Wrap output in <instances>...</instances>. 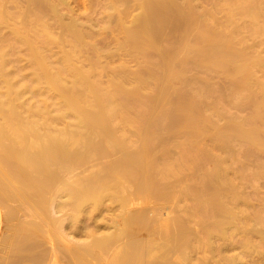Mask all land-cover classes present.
<instances>
[{
    "label": "bare ground",
    "instance_id": "1",
    "mask_svg": "<svg viewBox=\"0 0 264 264\" xmlns=\"http://www.w3.org/2000/svg\"><path fill=\"white\" fill-rule=\"evenodd\" d=\"M7 1L0 0V26H4V27H7L8 18L9 17L13 18L12 16H9V14L6 11L7 9L6 4L8 3ZM21 1L22 3H25L26 8L23 10L22 13V11H20L21 3L18 1L19 2L18 6L20 8L19 11L22 14H24L27 11H30L32 15H30V17L27 18L23 17L24 18V25L22 24L23 27L16 26L19 25L18 23H23L21 22L23 18L19 16L20 12L18 11L19 13L18 12L15 13L16 9H18L16 8L13 16L16 18H20V20H15V18H13L15 20L14 23L17 22V24L16 25L12 24L14 28L12 26L13 29L11 28L12 30L10 34L12 33L11 35H13L14 41L17 42L18 45L22 46L24 48L23 50L26 51L24 53V56L27 55L28 58L27 57L26 58L29 59L28 61H30L29 62L30 68L32 71L31 79L34 80L35 83L37 82L38 85L42 84L44 88H47L48 93L49 90H51V92L52 91L55 92L56 94L55 99L58 98L60 100L61 102L60 105L62 106V110L63 109L65 110L63 111L65 112L64 114H66V110L70 112V114L67 113L66 115L71 116V118H69L70 120L71 119L76 120V123L73 125L74 128L78 127L77 128L78 130L76 129L77 132L72 130L63 131L62 128L59 126L61 131H63L60 132V130L56 129V131L58 130L59 133H61L59 135L57 134V132L54 131L55 129L53 130L51 129V131L49 129L47 130L45 128L47 126L46 125L44 128L47 131L46 130L42 131L43 129H41L42 131L41 132L40 129L35 128V120L25 121L23 119V117L18 111V108L20 106L22 107L23 103H21V105L18 107L17 105L19 102L16 103L17 98L15 97L17 96V94H19V96L21 95L20 93H22L23 89H21L20 91V88H23L25 84L19 87L16 84V82L13 81L10 74L8 73L6 69V65L8 63V58H7L8 51H6V49L4 51L2 46L3 45L5 46L9 38L7 42L4 43L7 37L5 38L3 36H0V84H1L0 86L1 88L0 89V120H1L0 122V186H1L0 197L3 193L6 195L10 190V189L9 190L6 189L8 183L10 184V182L12 183L20 182L19 184L22 183V185L26 189L24 194L25 195L24 200L29 201L30 193H33V195L39 197V203L41 204V206H44L43 205L44 203H48L47 204L48 208L53 206L55 209L61 210L62 208L67 207L68 210L66 215L63 214L64 217L66 216L63 220L60 219L59 221L55 220L54 218H52L51 216L52 214L50 215L51 216L50 217L49 215L46 214L47 209H44V212H42L41 214L37 213L39 216L40 215L43 216V220L41 219L42 217L41 218L39 217L42 220V222L40 221L38 223L34 222L29 224L28 223L25 224L26 222L25 223L22 222L21 224L16 226L17 228H14V230L16 229L14 235L7 237L6 240H4V242L6 241L7 247L6 245L5 247L7 248L6 250L8 254L13 257L15 255V258L17 256V259L15 258L11 259L9 256L7 257L9 259H7L6 264H19L20 261L19 258L21 256L18 257L19 254L17 253H20L21 251H23L28 255L27 258H30L32 264H44L42 263V261L46 260L47 255L45 252H47L48 254V251H45V248L43 247L44 244L43 238H45L46 236L49 237L48 234L51 228H54L55 231L57 230L59 233H62L64 231L63 228H65L64 226L66 224H70V225L72 224L70 228L73 229L72 228L74 227L73 224L78 221L80 216L83 217L81 214L85 209L91 211L92 214V211H97L99 208H101L105 200H108L110 202L114 201L119 206L118 207L119 210L123 211L126 208V206L129 205L131 206L137 197L144 195L146 192L148 193L149 191L151 192L157 191L156 193L160 195V193L164 192L163 189L165 185L163 186L162 190L160 189L157 190L158 186L155 188L154 185L158 181H161L162 178H167L175 173L177 174V172L181 169V167H182L181 170H183V167L184 168L194 167L195 172H197V177L195 178L196 184L195 187H193L192 189L193 191L192 190L190 191L191 188L189 190L185 189L188 187H181L182 189L178 188L180 191L174 188L176 192H179V195L180 192L184 191L183 193H181L183 194L182 196H184L185 192L188 191L189 196L186 192L187 196L195 200V202L193 201L194 206L192 205L194 211L189 215L184 216L183 218L182 217L180 218L179 216H172L168 218V220L165 219L167 221L166 223L161 224V222H158L161 225H159L157 228L152 227L151 229L152 232L153 231L154 233L159 232V234L156 233L157 236H162V238H164L166 241L172 244L179 252L184 264H190L192 259L191 256L189 255L190 250L185 251L184 249L189 248V246H191L192 249L194 248L193 245L194 243L193 241H191V236L189 232V226H190L189 222L191 221L193 224L197 225L200 230L199 234H197L194 237V239L199 245L198 246L199 249L200 250L202 249L204 253L206 252L205 253L206 256L200 255L198 259V264H211L212 263L211 256L214 255H217V259L221 261L223 264H264V192L261 191L264 190L262 189L264 188V82L254 81L253 79L254 69L258 67H264V57L257 58L256 57L257 55L255 54H254L255 57H252L254 56L252 53H251L252 55L248 56V54L250 53L247 50L246 51L248 52V54H246L244 49L237 48L235 46L236 43H234L233 35L230 34L233 37L228 38L229 37L228 32H227L228 36H226L225 38L223 36L224 34L218 33L219 31L215 30L217 33L211 31L213 30L212 28L211 29H208L209 27L207 29L204 28L207 30V31L205 30V32L203 28H199L200 34L202 33L201 32L202 29L204 33L200 35L198 33L199 31L197 32L200 35V37H199V41L198 40L196 41L198 42L196 46L199 45L202 47L201 51H199L197 55L203 61L204 59H206L207 61L210 62L208 63L210 64V66L211 65L218 66L220 67V69L223 68L224 70L222 69V71H224L225 73L227 71V73L230 74V76L235 77L234 81L236 83L234 82L235 83L234 87L237 84L240 85L241 88L243 87L245 89H251L255 86H259V84L261 85V90H262L261 95L258 98H254V99L250 97L251 98L249 99V101L251 100L250 102L246 100V102L248 101V105L245 104L246 106H243V107L252 108L250 116L245 119L230 118L223 124H221L216 119L215 121H213L212 119H210V117L206 115V113H204L203 115L202 114L203 110L202 111L200 110L202 108L201 107L199 108L196 105L197 102L195 103V101L192 99L191 100L182 99L180 102H172V97L169 94L170 92L169 83L172 87V82H170V80H172L175 77V75H177L176 65L180 64L181 61L180 63H175L176 62L175 59L173 60L172 58L168 57V55L170 54H167V57L165 56L163 61L161 60L162 61L161 67L163 69L165 67L164 70H165L166 83L163 82L157 92L155 90H152L153 93L156 92L154 96L153 97L151 96V98L150 97L147 98L146 96V98H144V101L147 104V106L150 108L149 109L150 111L154 109V106L161 105L162 110L159 111L160 118L167 117L172 121L170 124H167L166 126L169 128L170 126H176L177 127L176 134L180 132L179 134H181L184 137L186 142L193 141L194 143L189 142L190 145L189 146L186 145L188 148L187 149L184 148L185 151L181 155L179 154L177 159L174 158L175 159L174 164L169 165L168 167L166 165L168 163L166 164L164 163L165 164L164 166L166 167H163L162 169L160 168L159 170L158 159L155 157L156 155L155 156L152 155V151H153L152 149L154 145L152 144L153 142L151 143L152 139H150L152 135L149 134L151 137H149L148 135L149 128H151L149 126L150 124L148 125L149 121L147 124L146 123L141 124V127L139 129L141 132L138 131L139 134L137 136L140 141L137 149L135 150H131L128 148V143L125 142L123 138L124 135L122 137L121 135L122 133H119L122 132L121 130H124V129L121 130L119 129L121 127V124L122 127L124 128L125 126H129L137 122L139 118L138 117L139 114L136 113L135 111L134 114L130 113L133 109L130 103L132 102V100H134L133 98L135 96L139 97V90L142 87V85L140 87V84L143 83V81H141L143 79L139 76H136L135 78L138 80V84L135 85L137 87L134 85L135 87L134 86L131 87L133 89H128L130 90L129 92L126 91L127 88L124 85V82L121 84L120 83L121 81L118 82L116 81V79L114 82L120 84H115L113 82L114 84H111L109 88L103 90L102 89L103 87L102 86H101L102 88L100 87L101 82L97 80L99 78L96 75L95 76L97 79H95V77L92 76L91 71L82 70L81 67H78L73 64L72 61L74 60L72 59L73 57L72 56L73 54H71L72 51L68 52L66 50L67 52H63L62 54L60 53L61 55L58 54L59 55L58 58L57 57L56 59L53 58V61H50L49 57L47 56L48 54H45L46 52L45 50L46 49L48 50L49 46L53 45V43L56 42H54L52 33L48 29L49 25L45 24L42 21V18L44 16L48 18L49 15L54 17L53 14H55L56 17L54 18L50 17V19H55V18L59 19L60 18L58 16L59 14L57 15V11H56V8H58L57 5L59 4L62 5L66 2L65 0H21ZM230 1H233L232 3L235 2L234 4L236 5L234 6L238 8L237 9L235 7L236 12L237 11L239 12V13L237 12L238 15L239 14L249 15L255 21L261 18L264 19V3L261 2L262 0H249L250 2H248V5L246 4L247 0H230ZM118 2L119 0H117V3ZM162 2H160V0L158 2L157 0H139V5L142 7L143 12L139 13L140 24L139 22H137L138 26L130 28L131 27L130 25L128 29L131 31V33L132 30L134 29V33H133L134 35H132L131 38L128 36L130 38V42L127 43V45L129 44L128 46H130L132 42L136 43L138 41H146L147 43L149 42L150 37L151 38L158 37L155 36L157 33V32L155 33V31L159 29L161 30V27H164L162 25H165V23L161 21L163 23L162 25L159 24V26L161 25V27L158 26L159 28L153 31L152 29L156 28L157 24L155 25L153 24L154 27L152 26L151 29L149 28L150 27L149 24L151 22L154 23V20L152 21L150 20L151 21L150 23L148 22L149 19L152 16H154V12L152 11L153 7L156 6L155 8H157L158 6L157 9L159 10L160 9L159 7H161L162 4L163 6H165L166 3L167 5L168 4L170 5V3L167 2V0H163ZM242 2H245L244 4H246L247 6L242 4L245 7L243 6L238 7ZM172 3L174 2H171V4ZM22 6L24 7V5ZM123 6L124 7L122 8V10H118V11L122 12L123 9L125 10L127 8V6L126 7L125 5ZM110 8L112 9L113 7H109V9ZM233 9L234 8H232V10ZM168 10L170 11V9ZM168 10L167 12H169ZM176 10H178V8ZM180 10L178 11L180 12ZM161 11L164 12L165 10H163L162 8ZM181 11L183 12V10ZM172 12H174V10ZM233 12L235 14V11ZM117 14L119 15V13ZM167 14L171 16L170 15L171 12ZM173 14L174 13H172V16H174L175 20H179L177 19L178 18L177 12H176L177 16ZM24 15L26 16L27 14ZM182 16L183 19L181 18V21H187V20L189 21L187 15L186 17L188 19L186 20H184V18H186L184 17L185 15L183 14ZM114 17L116 16L114 15ZM171 18L172 17H169L170 20H172ZM113 19L115 20V18ZM136 19L138 20V15L136 16ZM136 19L134 21H137ZM195 19L196 18H193V21ZM54 21H56V19ZM190 21L188 24L193 25L194 23L192 24V22ZM68 22H70V24H68ZM68 22L66 23V25L63 26L60 24L64 29L62 31L70 32V36L73 40L71 41L76 43V45L78 46V44L81 43V41H83L85 37H83V34H81V30L79 28L78 29L80 31L77 30L76 25L72 23L73 21H68ZM173 22L170 24L171 26ZM229 22H231V20ZM129 24H123V25L125 26ZM117 25L118 24L116 23V26ZM150 30H152V32L149 33ZM262 30H264V28H262ZM30 32L32 34H29ZM232 32H234V30ZM186 33H187V29H186ZM0 34H2V32ZM151 34H154V36H151ZM157 34L160 37L159 31ZM162 34L163 35L166 34L165 31ZM198 34L196 35L197 38H198ZM125 35L127 36V34ZM234 35L236 40V34ZM70 36H68L69 38L67 37L68 38L67 40L71 39ZM127 39L128 38H126V41ZM191 40L190 42H192ZM193 41L195 42V40ZM151 44L153 45L154 43L151 42ZM74 45L72 47H76ZM188 46L190 45L187 44L186 46L187 49H190L188 48ZM192 46L193 45H191L190 47ZM196 46L194 43L193 46L194 49H196L195 48ZM8 48H10V46ZM140 48L141 47H139V49ZM77 49L75 48V50ZM136 49L138 48H135V50ZM77 51L75 53L78 54L79 51L78 52ZM9 53L12 54V51ZM50 54H52V52ZM75 56L76 54L74 55V58ZM201 59L198 61V59L195 58L196 62H200V61L202 62ZM206 60L204 62H206ZM92 61H93L92 63H94V60ZM186 62L187 60L185 61V63ZM171 63L175 66V69L171 67L172 66ZM181 64L183 65V63ZM157 66L161 69L160 64ZM159 68L156 67V70L157 69L159 70ZM113 74L115 75V73ZM92 77H94V79L97 80L98 82L93 80ZM128 77L132 78L131 76ZM130 78L128 79L129 81ZM67 80H70V82H68ZM123 80H125L126 84L129 83L127 79H123ZM66 82L70 84L73 83V87L69 88L70 85H68V83L66 84ZM26 87L28 86L26 85ZM34 94L36 95L37 93ZM140 98L142 99L141 96ZM143 103L141 102L140 104ZM41 107H42L41 110L37 112L34 109L33 111H35V113H33V115L37 114L36 116L38 117V115H41L42 111L45 112L46 109L43 110L45 108V105L44 106L42 105ZM57 109L59 110V108ZM21 111L23 112V110ZM30 112L31 110L28 112V114ZM135 114H138V116H136ZM33 115L31 117H33ZM45 117H47V115H45ZM60 118H55L54 120H51L52 118L49 116L48 119L46 118L45 119L47 123L51 121L56 123L55 124L56 127L58 123H59L58 125H60V121H61ZM62 118L64 120V116ZM146 118L148 117L145 116L141 117L142 123ZM38 119L41 120L39 117ZM65 119L68 118L66 117ZM145 121H147V119ZM41 122H39L40 126L43 123ZM52 122L51 124L54 125V123ZM62 122L63 121H61V123ZM115 122H117V124L121 122L122 123L118 124L120 125L119 127L118 125L115 124ZM51 124L50 127H53L51 126ZM76 124L78 125L77 127H75ZM164 125L165 124H163V126ZM69 126L70 125L68 124V127ZM79 126L81 127V129H83L82 131L81 130L79 131ZM114 126L116 127V129L117 127H119L118 130L120 131L117 132L118 130L117 131L116 129L114 130L115 128ZM157 126L160 128L162 127L160 126V124H158ZM36 127H39L37 126V123H36ZM47 128H49V125L47 126ZM70 128L73 127L70 126ZM126 129L124 131H126ZM170 129L172 130V127ZM164 130L166 129L164 128ZM53 131L56 134H54ZM126 132L129 131L127 130ZM133 132L135 131L133 130ZM118 133H119L118 135L119 137L116 135ZM141 133L142 134L145 133V134L141 136L142 135ZM139 135L142 138H140ZM135 137H136V133H135ZM207 138L211 143L209 146L206 144ZM68 139L71 140L72 145L71 144L63 145L66 143L64 140H68ZM125 139H126V135H125ZM68 143H70V141ZM74 145H76V147ZM234 147H236V150L234 149ZM169 151L174 152V150L172 149L171 150L169 149ZM114 155H118V156L99 172L90 175H84L82 177L78 176L80 178L76 176L77 178L70 179L72 174H74L73 170L77 165L79 166L78 168H82L84 164L90 162L93 159L108 158ZM208 161H212L214 163V167H212V169L211 168L206 169L208 164H206L207 166L205 167V163H207ZM233 163L235 164V166L233 165ZM178 168L179 170L177 171ZM156 177L158 179L160 177L161 178L160 180H158L156 179ZM174 179H176V177ZM2 185L5 186L6 188L3 187ZM126 189H130V190L133 189L132 192L134 194L132 193V195H130L131 193H129L130 197H126V195H128V192H131L129 190L127 194H124ZM191 192H193L194 197H191L192 196L190 195L192 194ZM174 194L172 193L171 195ZM151 195L153 194L151 193ZM162 195H164V193L161 194L160 196ZM166 195L167 194L164 195L165 197L164 199H166L167 197ZM179 195L178 197L181 198ZM7 196L10 197V194H7L3 200H6ZM175 197L177 196H174L173 200L175 199ZM34 198H33V203H34L33 205H35L36 202L35 200H37V198L36 199ZM37 207L39 208V206H36V208ZM145 212L146 210L145 211L137 210L130 214L128 213L129 219L132 221V227L131 224L124 223L125 225H123V227L120 228L117 233L104 232L100 234H96V233L94 234L93 232H90V229H88L89 227L87 228L88 230L84 228L86 230L85 231L86 238L82 240L80 243H77V241H75L77 243L75 244V246L66 248L65 250L63 249L65 255L68 257L70 256L73 257L77 264H89L90 262H92L90 260V262L87 263L86 259L89 257L93 258L92 260L95 259L97 261L96 263L99 264L98 262L103 260L102 257L105 254L106 255L109 254L110 251H112L118 244H120L121 240L123 241L122 237L126 238V237H130L131 235L133 236L134 234L133 225L137 226V228L135 227L136 229L139 228L138 230H136L138 232L139 231L141 232V230L144 228H148V227L151 228L150 226L152 223H154V220L157 217V215H155L156 217L154 216L155 218L152 217V219H154L152 220L151 217L148 218L149 215L153 214V213L150 214L152 211L148 213L149 214L148 216ZM14 213L15 212L13 210L9 208L6 209L5 218H8V220L12 219L13 217H15ZM168 213L170 214L169 211ZM160 214L161 211L159 215ZM50 224L53 227L49 229L47 228L48 231H46L45 233L43 228H45V225L49 226ZM146 230L147 229H145V232ZM136 231L135 233L137 234L138 232ZM148 231H150V229ZM164 231L167 232V234L164 233ZM62 235L64 236L65 234H60L59 237L62 238L63 237ZM49 239L51 238L49 237ZM1 240L0 243H2ZM40 241L43 243L42 246L40 245L41 244ZM39 247L40 249H38ZM234 249H236V253L233 251ZM237 249H239L238 252ZM40 250L42 251L44 250V252H41ZM229 251H233L234 253L232 252L231 254H227V252ZM24 257L26 260L25 254ZM2 260H4V258H2ZM48 262L49 264L50 262L51 264H61L57 260V257H54L52 255L50 256V260Z\"/></svg>",
    "mask_w": 264,
    "mask_h": 264
},
{
    "label": "rangeland",
    "instance_id": "2",
    "mask_svg": "<svg viewBox=\"0 0 264 264\" xmlns=\"http://www.w3.org/2000/svg\"><path fill=\"white\" fill-rule=\"evenodd\" d=\"M16 1L17 0H8L7 1L8 3L6 4V8H7L6 11L9 14V16H12L13 18H15V20H20V18H16L13 16L15 9L18 8V9H16L15 13H17L20 8H21L20 11H22V13H23V10L26 8V5H25V3H22L21 0H18L21 3L20 4L21 7L19 8V6H18L19 2L18 1L16 2ZM158 1L159 0H157V2ZM162 1L160 0V2H162ZM65 2L66 3H64L62 5L61 4L57 5V7L59 9L56 8V11H57V15L59 14L58 16L60 17L59 19L55 18L57 22L54 21L55 19H50V17H52L50 15L48 16V18L45 16L42 18V21L45 24L49 25L48 29L52 33L54 42H56V43H53V45H50L51 47L49 46L48 50L47 49L45 50L46 51L45 54H48L47 56L49 57V60L53 61V58L56 59V57L57 58L59 57L58 54H60V53L62 54L63 52H67V51L68 52L72 51L71 52V54H73L72 59L74 60V61H72L73 64L78 66V67H81L82 70L91 71L92 72L91 74H92V76L95 77V79H97L96 78V76H97L99 78L97 80L101 82L100 87L102 86L103 88L102 87L101 88L103 90H106L107 88H109L111 84H114V83L115 84H120V83L122 84L124 82V85L127 88L126 91L129 92L130 90H128V89H133L131 87H133L135 84L136 85L138 84V80L135 78L136 76H139L143 79L141 81H143L144 84L143 83L140 84V87L142 85L141 89L139 87V89L141 90V91L139 90V97L135 96L138 99L134 97L133 98L134 100H132V102L130 103L132 108H133V109L131 108L133 112L131 111L130 113L134 114V111H135L136 113L139 114V116H138V114H135L136 116L139 117L137 122H135L129 126H125L124 128L122 127V124H121L122 122L118 123V124H121L122 128L120 127V125L117 124V122H115V124L118 125L120 128L117 127V129H116V127L114 126L115 127L114 130L116 129V131H117L118 128L120 130L121 129L125 130L127 128L126 131L128 130L130 133L126 132L124 130H121L122 132H119L120 130H118L117 132L122 133L121 134L122 137L124 135L123 138H124L125 142L128 143V148L131 150H135V149H137V147L139 145V141H140L137 136L139 134L138 131H140L139 129L141 127V124H145V123L147 124L149 121L148 125L150 124L149 126L151 128H149L148 135L150 134V135H152V137L154 135L153 138L150 135H149V137H151L150 138V139H152L151 143L153 142L152 144L155 146V148L153 146L152 155H154V156L156 155L155 157L158 159L159 170H160V168L162 169L163 167H166V166H164L166 163H168V164H166L168 167H169V165L174 164V160L178 158L179 154L181 155L185 151V149L188 148L187 146H189L190 143H194L193 141L192 142H190V141L186 142L184 137L181 134H179L180 132H178L176 134V130H177L176 126H170V128L172 127V130L166 126L167 124H170L172 121H171V119H169L167 117H163V118L161 117L160 118V116H159L160 112L159 111L162 110L161 105L154 106V109H152L150 111L149 110L150 108L147 106V104L144 101V98H146V96H147V98H149V97L151 98V96L153 97L163 82L166 83L165 70H164L165 67L163 69L161 66H162V61L165 58V56L167 57V54H170V55H168V57L172 58L173 60L175 59V61H176V62L174 61L175 63H180V61H181V63H183V65L180 63L182 66L180 64H178L180 66L175 64L176 68H177L176 74L178 76L175 75L176 78L174 77L175 78V79L173 78L174 80L173 79L170 80V82H172V87L169 83V86H170L169 94L172 97V102H180L182 99H190V100L192 99L195 101V103L197 102L196 105L199 108L200 107L202 108L200 110L201 111L203 110V113H202L203 115H204V113H206V115L208 117H210V119H212L213 121H215V119H216L221 124H223L224 122H226L230 118L245 119V118H248L250 116L252 108L251 107H243V106L248 105V101H249V99H251L250 97H252L254 99V98H258L261 95V92H262L261 85L259 84L260 88H259V86H255L251 89H245L243 87L241 88V86L237 85V84L234 87V85L236 83L234 81L235 77L230 76V74H228L227 71H226V73L224 71H222L223 68L220 69V67H218V66H212V65L210 66V64H208V63H210L209 61H207L206 59L203 58L204 61L206 60V62H207L206 63L197 55L198 52L201 51L202 47L198 45L199 46V48H198V46H196V44L198 42H196V41L197 40L199 41L200 35L202 33H204L205 30L209 27L208 29L212 28L213 30H211V31H214L215 33H217L216 31H219L218 33L224 34L223 36L225 38H226V36H228V33H229L228 38L234 36V43H236L235 46L237 48L244 49L246 54H248V52H249L250 54H248V56L255 54V55H257L256 56L257 58H262V57H264V30H262V28H264V19L261 18V19H258L255 21L249 15H242V14L238 15L239 12L238 11H237L238 13L236 12V10H235L236 6H234V5H236V4H234L235 2L232 3L233 1H230V0H167V2L170 3V5L169 4L167 5V3L165 4V6H163V4L161 5L163 10H165L164 12L161 11L162 10L161 7H159L161 10L157 9L158 6H157V8H155L156 6L152 8V11L154 12V16H152L148 22V23H150L152 20H154V23L151 22L152 24L151 23L149 24L150 25L149 28H151V29H152L153 24L154 25L157 24L156 25L157 27L152 29L153 31L157 30L159 27H161V25L163 23H165V25H162L164 27H161V30L159 29V30L155 31V33L156 32L158 33V31H159L160 37L156 33L155 36L156 37L158 36V37L157 38H155V37L151 38L150 37V39H149L150 44H149V42L146 43V41H138L136 43L132 42L133 44L131 43L130 46H128L129 44L127 45V43L130 42L131 36L134 35L133 34L134 29L132 30V33L128 29H129L130 25H131L130 28L138 26L137 22H139V20H140L139 13L143 12L142 7L139 5V0H119L120 3L119 2L117 3V0H115V1H113V0H65ZM171 2H174V3L171 4ZM248 2H250V1L247 0V2H246L247 5H248ZM261 2L264 3V0H262ZM162 3H164V2H162ZM244 3L245 2H242L240 4V6H238V7L247 6ZM262 3H261V5H262ZM174 4L176 7L174 6ZM242 4H244L245 6ZM22 5H24V7ZM115 5H117V6H115ZM123 5H125V7L127 6V8L129 6H131V7H129L128 9L126 8L125 10L123 9L122 12L118 11V10H122V8L124 7ZM109 7H113V8L109 9ZM165 8H167V9H165ZM177 8H178V10H180V9L183 10V12L181 10L179 12L178 10H176ZM232 8H234V9L232 10ZM168 9H170V11ZM111 10H113V11H111ZM167 10L169 12H171V14H170L171 16H169L167 14V13H169V12H167ZM173 10H174V12H172ZM231 10H232V12H231ZM227 11H229V12H227ZM233 11H235V14ZM176 12H177L178 16L176 15ZM22 13L21 12L19 13V16L21 18H23V17L27 18V17H30V15H32V13L30 11H27L24 13V14H27L26 16ZM117 13H119V15ZM172 13H174L173 15H176L178 17V18L177 17L176 18L179 20H175L174 16H172ZM183 14L185 15L184 17H186V15H187L189 18V21L191 20L190 22H192V24L193 23L194 24L189 25L188 20L187 21H181V18L183 19V16H182ZM189 14H190V16H189ZM229 14L232 16H230ZM53 15H54V17H56L55 14H53ZM114 15L116 17H114ZM137 15H138V20L136 19ZM227 16H228V18H227ZM229 16H230V18H229ZM54 17H52V18H54ZM169 17H172L171 18L172 20H170ZM13 18H11V17L8 18L7 27L0 26L1 27L0 33L2 32V34H0V36H3L5 38L7 37L6 41L4 40L5 41L4 43H6L8 38H9L8 42L5 44V46H7V47H5L4 45H3L4 47L2 46L4 51H5V49H6V51H8V53L6 52L7 58H8V63H7L8 66L6 65V69H7L8 73L10 74L13 81L16 82V84L19 87L22 86L23 84H25L23 86V88H20V91H21V89H23V91H22L23 94L19 92L22 96L21 95L19 96V94H17V96L20 98H18L17 96L15 97V98H17L16 103L19 102L17 105L18 107L21 105V103H23L22 107L21 106L19 108L17 107L19 113L21 114V116L23 117V119L25 121L35 120V128L40 129V131H41V129H43L42 131H45L46 129L47 130L49 129L50 131H51V129L52 130L55 129L54 131L57 132V134H59V135L61 133H59L58 130H60V132L68 131V130H72V131L77 132V130H78L77 124H79V123H77L75 126L77 128H74L73 124L76 123V120H74V119L70 120L69 119V118H71V116L66 115L67 113L70 114L69 111L66 110V114H64L65 112H63V111H65V110L64 109L62 110V106L60 105L61 104L60 100L57 97H56L57 99H55V96H56L55 92H53V91L51 92V90H49V93H48L47 88H44L42 84L38 85L37 82L35 83L34 80L31 79L32 71L30 68V63H29L30 61H28L29 59H27L28 58L27 55L24 56V53L26 51H24L23 50L24 48L22 46L18 45V43L14 41V37H13V35H11L12 33L10 34L11 30L14 28V26L12 24H14V25L17 24V22L14 23L15 20ZM113 18H115V20ZM188 18L186 17V18H184V20H186ZM193 18H196V19L193 21ZM135 19L137 21H134ZM230 20H231V22H229ZM234 20H235V22H234ZM68 21H73L72 23H74V25H76L77 30H79V29L81 30V34H83V37H85L84 38L85 41L83 39H82L83 41H81V43L84 42L83 44L77 43L78 44V46H77L76 43L72 42L73 40L70 36V32L62 31V30H64L62 28V26L66 25V23ZM173 21L175 23H177L178 21H180V22L175 24ZM21 22H23V23H18L19 25H16V26L23 27L24 18L22 19ZM128 22L129 23L131 22V23L129 24ZM172 22H173V24L171 26L170 24ZM116 23L118 24L117 26H116ZM68 24H70V22H68ZM123 24H129V25L124 26ZM135 24H137V25H135ZM139 24H140V22H139ZM159 24H161V25L159 26ZM244 25H246V26H244ZM12 26H13V28H12ZM20 27H19V29H20ZM185 28L187 29V33H186ZM199 28H203V29L206 28V29H204V32L202 29L201 30L202 33L200 34ZM241 28H243V29H241ZM248 29H250V30H248ZM152 30H150L149 33L152 32ZM233 30H234V32H232ZM160 31H162V32H160ZM164 31L166 34L163 35L162 33H164ZM29 34H32V33L30 32ZM125 34H127V36ZM197 34H198V38L196 36ZM230 34L233 36H231ZM234 34H236V40H235ZM67 35L70 36L71 39H69V40L70 41L72 40L71 42L69 40H67L69 38ZM151 36H154V34H151ZM195 37H196V39H195ZM240 37H242V38H240ZM126 38H128L127 41H126ZM132 39H133V37H132ZM190 40L192 42H190ZM193 40H195V42ZM151 42L154 44L152 45ZM187 42H189V43H187ZM194 43H195L196 49H194V47H193ZM187 44L190 46L191 45H193V46L192 47L188 46V48H190V49H187V47H186ZM73 45L76 47H72ZM82 45H84V46H82ZM86 45H88V46H86ZM9 46H10V48H8ZM79 46H81L83 48H81ZM131 46H132L133 50H132ZM139 47H141L140 48L141 50L139 49ZM75 48L76 49L78 48L79 50L78 49L77 50L79 52L77 50H75ZM135 48H138V49L135 50ZM11 51H12V54L9 53ZM76 51L78 52V54L75 53ZM51 52H52V54H50ZM171 53H172V55H171ZM75 54H76V56L74 58ZM94 54H96V55H94ZM255 55L252 57H255ZM194 57L197 58L198 61L201 59L202 62L201 61L196 62ZM50 58H52V59H50ZM92 60H94V63H92L93 62ZM177 60H178V62H177ZM186 60H187V62L185 63ZM254 60H256V59H254ZM96 61H97V64H96ZM182 61H184V62H182ZM159 64H160L161 69L157 66ZM94 65L95 66L97 65V66L95 67ZM156 67L159 68V70L158 69L156 70ZM171 67H173V69H175V66L173 64ZM113 73H115V75ZM152 74H154V75H152ZM132 75H134V76H132ZM128 76H131L132 78H130ZM94 77H92L93 80H95ZM129 78H130V81L128 80ZM115 79H116V81H118V82L121 81V82L120 83L114 82ZM123 79H127L129 81V83L127 82L128 84H126L125 80H123ZM253 79H254V81L264 82V67H258L256 69H254ZM97 80H95V81L98 82ZM67 81L70 82V80H67ZM68 82H66V84ZM71 82H73V81H71ZM100 82H99V84H100ZM26 85L28 87H26ZM68 85H70V87L67 86L69 88L73 87V83H71V84L68 83ZM143 85H145V86H143ZM0 86H1V84H0ZM237 86H239V87H237ZM152 90H155L156 92L153 93ZM34 93H37V94L35 95ZM140 96L142 97V99L140 98ZM246 100H248V101L246 102ZM141 102L142 103L144 102V103L140 104ZM132 104L133 105L135 104V105L133 106ZM137 104H139V105H137ZM241 104H243V105H241ZM42 105L43 106L45 105V108L43 110H45V109L46 110H45V112L42 111L41 115H38V117L41 119V120H39L38 117L36 116L37 114L33 115V113H35V111L36 112L40 111L42 108L41 107ZM36 106L38 109L36 108ZM57 108H59V110ZM159 108H161V109H159ZM34 109H35V111H33ZM134 109H136V110H134ZM21 110H23V112ZM30 110H31V112L28 114V112ZM58 111L63 113L64 120L62 118L63 117L62 113H60ZM25 112H26V114H25ZM143 112H145V113H143ZM146 112H147V114H146ZM45 113H47V114H45ZM31 114L33 115V117H31L32 116ZM45 115H47L48 118L50 116L52 118L51 120H54L55 118L61 117L60 119L63 122L61 123V121H60V125H58L59 124L58 123L57 124L58 126L56 125V127H55L56 123L52 122L51 120H48V121H51L52 123H54V125L51 124V122H48V123L46 122V119H48V118L45 117ZM65 115L70 121L73 120L74 123H73V121L70 122L68 119H65L66 118ZM34 116H36V117H34ZM143 116L148 117V118H146L147 121H145L146 120L145 119L142 123L141 117H143ZM67 121H69V122H67ZM217 121H216V123H217ZM0 122H1V120H0ZM39 122H41L43 126L42 125L40 126ZM36 123H37V126H39V127H36ZM49 123L53 127H50ZM137 123H139V124H137ZM68 124L71 127H73L74 130H73V128H70V126L68 127ZM158 124H160V126H162L161 128L163 131L161 130L160 127L157 126ZM163 124H165V125L163 126ZM46 125L47 126L49 125V128H47ZM79 125H81V124H79ZM154 125H156L157 127ZM59 126L62 128L63 131H61ZM64 126H65V128H64ZM67 128H69V129H67ZM82 128H83V126H82ZM130 128H131V130H130ZM164 128L166 130H164ZM174 128H176V129H174ZM56 129H58V130L56 131ZM80 130L82 131L83 129H81V127L79 126V131ZM133 130L135 132H133ZM54 131H53V133H54ZM174 131H175V134H174ZM169 132H170V134H169ZM119 133L116 135L118 136ZM135 133H136V137H135ZM54 134H56V133H54ZM144 134L145 133H143L141 136H143ZM59 135H57V136H59ZM125 135H126V139H125ZM128 137L130 140L128 139ZM139 137H140V135H139ZM167 137L170 139H168ZM140 138H142V137H140ZM154 138H156L157 140ZM64 141L66 142L65 144H63ZM64 141L62 143L63 145H69V144L72 145L71 140L68 139V140H64ZM69 141H70V143H68ZM154 141L155 142L157 141V142L155 143ZM158 143H159V145H158ZM206 144L208 146L211 144L209 142L208 138L206 139ZM164 145H165V147H164ZM168 145H170L171 147ZM74 146L76 147V145H74ZM168 148L170 150L171 149L174 150L175 153L173 151L172 152L169 151ZM234 149L236 150V147H234ZM154 150H156L157 152ZM217 153H219V152H217ZM170 155H172V156H170ZM117 156L118 155H114V156L108 157V158L93 159L90 162L84 164V166L82 168H78L79 166L77 165L74 168V170H73L74 174H72L70 179H75L78 176L82 177L84 175H90V174L97 173L100 170H102L103 168H105ZM236 160H237V158H236ZM170 161L173 163H171ZM227 163H230V162H227ZM206 164H208V166ZM233 165L235 166L234 163H233ZM205 167H206V169H208V168L212 169V167H214V163L212 161H208L207 163H205ZM181 169H182V167H181ZM181 169L179 170V168H178L177 171L178 170L179 171L178 172L176 171L177 174L175 173V174H172V176H169L167 178H162L161 181H158V180H160L161 177L159 179L156 177V179H158L156 181H158V182L156 183L157 185L155 184L154 186H155V188L158 186L157 190H159V189L162 190L163 186L165 185L164 189H163L164 192L163 191H161V192H163L164 195L167 194L166 199H164L165 198L164 195L160 196L163 193H160V195H159L156 193L157 191L156 192L155 191L154 192L149 191L153 195H151V193H149V192L145 193L147 195H145L143 193L144 195L137 197L134 200V203L131 206L130 205L126 206V208L123 211L119 210V208H118L119 206L114 201L110 202L108 200H105L104 203L102 204L101 208H99L97 211H92V214H91V211H89L88 209H85L84 210L85 214L83 211V213L81 214L83 217L80 216L78 221L73 224L74 225V227H72L73 229L70 228V226H72V224L71 225L66 224L64 226L65 228H63L64 231L62 233H59L57 230L55 231L54 228H51V227H53L51 224L49 225L50 227L45 225V228H43L45 233H46V231H48L49 228H51L52 231L50 230V232L48 234L51 239H49V237H47L45 234L46 237L43 238L44 240L42 239L44 244L40 241L41 242L40 245L42 246V244H43L45 251H48V254H47V252H45L47 255L46 260H45L46 262L42 261V263L49 264L48 261L50 260V256L52 255L54 257H57V260L61 264H77L73 257H71V256L68 257L65 255L64 250L66 248L75 246V244L80 243L82 240H84L86 238V232H85L86 230L84 228L87 229L89 227L88 229H90V232H93L94 234L95 233L100 234V233H104V232L117 233L119 231V229L122 228L123 225H125V224H131V227H132V221L129 219L130 213L135 212L137 210H144V211L146 210L145 213L147 214V216L149 215L148 213H150L151 211L152 212L150 214H152V213L154 214V215L153 214L149 215L148 218L151 217V219H152V217L157 215V217L155 216L156 218L154 217L155 220L152 219V220H154V223L151 224V226H150L151 228H149V227L144 228L141 230V232L140 231L138 232L136 230H138L139 228L136 229L137 226L133 225V231H134L133 236L132 235L130 237L125 236L126 238L122 237L123 241L122 240L120 241L119 246L115 247L112 251H110L109 254H107V255L105 254L102 257L103 260L99 261L98 263L99 264H170V263L171 264H181L179 258L176 256L173 249L169 246V243L166 240H164V238H162V236H157V234H159V232H156L157 233L156 234V233H154V231L152 232V230H151L152 227L157 228L162 223H166L167 222L166 220H168V218H170L172 216H179L180 218L181 217L183 218L184 216H187L194 211L193 210V206H194L193 203L195 202V200H193V198L188 197L189 196L188 191H186L188 196L185 192V194H184L185 198H184V196H182L183 194H181L184 191L180 192V195H179V192H176V190L178 188L182 189L181 187H188L185 189L189 190L191 188L190 189V191H191L193 189V187H195V184H196L195 178L197 177V172H195L194 167H189V168L183 167V170H181ZM189 169H190V171H189ZM184 172H185V174H184ZM173 177L174 178L176 177V179H174ZM78 178H80V177H78ZM180 179H181V181H180ZM175 181L176 182L178 181V182L176 183ZM19 183L20 182H18V183L17 182L16 183L10 182V184L9 183L7 184V188L2 185L3 187H5L8 190L10 189L7 193V194H10V197H8L9 196L8 195L7 199L5 198L6 200H3L4 197L7 195V194L5 195L4 193L1 195V197H3V198L0 197L1 198L0 199V240L2 239L1 240L2 243H0V246H1V248H0V262L2 261L3 262V263L1 262L2 264H6L7 259H9L7 257L10 256L6 250L7 244H6V241L4 242V240H6V238L9 236L14 235V233L16 232V229L14 230V228H17L16 226H18L22 222L23 223L26 222L25 224L34 223V222L38 223L40 221L42 222L43 216H41V215L39 216L37 213L41 214L42 212H44V209H47V212H48V213L46 212L47 215L50 216L52 214L51 215L52 218H54L55 220H58V221H59V219L63 220L66 217V216L64 217V215H66V213L68 211L67 207L62 208L61 210H57L53 206H51L50 207L51 209H50V208H48V205H47L48 203H44L43 204L44 206H41V204L39 203V197L36 195H33V193H30V196H29L30 202L27 200H24L25 199L24 194H25L26 189L22 185V183L21 184H19ZM22 188L24 189V191ZM170 189H172V190H170ZM262 189H264V188H262ZM129 190L130 189H126V191H125L126 193L124 192V194H127V192ZM132 190H130L131 192H128V195H129V193H131L130 195H132V193H133ZM261 191L264 192V190H261ZM172 193L173 194L175 193V194L171 195ZM191 193H192V194H190V195H192L191 197H194L193 192H191ZM3 195H5V196H3ZM31 195H32V197H31ZM128 195H126V197H130V195L129 196ZM178 195L181 198H179ZM174 196H177L179 199L177 197H175V199H174L175 201H174L173 200ZM33 198L34 199L37 198V200H35L36 202L34 201L35 205H33L34 204ZM36 206H39V208L37 207L38 208L37 209ZM40 207H41V210H40ZM8 208L15 212L14 213L15 217H13L12 219H9V220H8V218H5V210ZM49 209L51 210V212ZM35 211H37V212H35ZM118 211H120L121 213ZM147 211H148V213H147ZM154 211H156V212H154ZM160 211H161V214L159 215ZM168 211L170 212V214L168 213ZM161 216H162V218H161ZM39 217L40 218L42 217L41 218L42 220ZM127 217L129 220L127 219ZM158 222H161V224H159ZM189 223H190L189 232H190V236H191V241H193V243H194L193 244L194 248L192 249V247L189 246V248H186L184 250L185 251L190 250L189 255L192 258L190 264H198V259H199L200 255L206 256V254H205L206 252L204 253L202 251V249L201 250L199 249V247H198L199 245L197 244L196 240L194 239V237L197 234H199V232H200L198 226L193 224L192 221ZM67 226L70 228V230ZM66 229H67V232H66ZM91 229H93L95 232ZM145 229H147L146 232H145ZM149 229L151 232L148 231ZM97 230H99V231H97ZM135 231L138 233L136 234ZM64 232H66V233H64ZM164 233L167 234V232H165V231H164ZM58 234L59 235L65 234L64 236L62 235L63 236L62 238H64L66 240V242L64 239L59 237ZM56 235H58V236H56ZM75 241H77V243ZM5 245H6V247H5ZM40 247L38 249H40ZM46 247H47V250H46ZM54 249L56 252L54 251ZM40 251L44 252V250L43 251L40 250ZM40 251H38V252H40ZM233 251L236 253V249H234ZM233 251H229V252H227V254H231ZM238 251H239V249H237V252ZM34 252H35V250H34ZM17 254H19L18 257L21 256L20 258H22V259L19 258V260H20L19 264H27V263L31 262L30 258H27L28 255L26 253H24L23 251H21L20 253H17ZM24 254L26 256V260H25ZM211 257H212V263L211 264H223L221 261H219L217 259V255H214ZM2 258H4V260H2ZM10 258L11 259L15 258V255H14V257L10 256ZM15 259H17V256ZM28 259H29V261H28ZM92 259L93 258H91V257L87 258L86 259L87 263H89L91 260L92 262H90L89 264H97L96 263L97 261L95 259L94 260H92ZM103 261H104V263H103ZM29 264H32V262ZM50 264H51V262H50Z\"/></svg>",
    "mask_w": 264,
    "mask_h": 264
},
{
    "label": "crops",
    "instance_id": "3",
    "mask_svg": "<svg viewBox=\"0 0 264 264\" xmlns=\"http://www.w3.org/2000/svg\"><path fill=\"white\" fill-rule=\"evenodd\" d=\"M165 240V239H164ZM168 242V241H167ZM169 243V242H168ZM117 246H119V244L117 245ZM116 246V247H117ZM169 246L173 249V251H174V253L176 254V256L179 258V260H180V262H181V264H184V262H183V260H182V258H181V256H180V254H179V252L176 250V248L172 245V244H170L169 243ZM168 255V254H167ZM171 264V263H170Z\"/></svg>",
    "mask_w": 264,
    "mask_h": 264
}]
</instances>
